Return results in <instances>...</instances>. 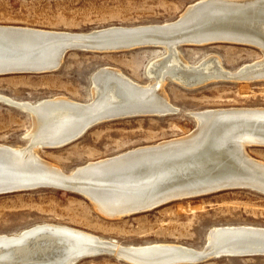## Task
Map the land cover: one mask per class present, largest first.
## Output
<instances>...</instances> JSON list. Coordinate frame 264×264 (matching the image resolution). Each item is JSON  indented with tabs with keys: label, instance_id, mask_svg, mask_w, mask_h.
I'll list each match as a JSON object with an SVG mask.
<instances>
[{
	"label": "bare ground",
	"instance_id": "1",
	"mask_svg": "<svg viewBox=\"0 0 264 264\" xmlns=\"http://www.w3.org/2000/svg\"><path fill=\"white\" fill-rule=\"evenodd\" d=\"M0 30L24 33L17 38L0 35V50L4 53L0 55V63H28L26 70L39 69L38 63L42 61L51 64L59 60L60 67L64 58L60 51L66 43L50 41L69 34L94 38L112 32L132 34L109 43L123 46L122 42H130V48L157 44L161 48H151V51L163 53L146 67L145 75L150 81L144 85L118 69L99 67L90 77L89 101L54 96L29 102L0 96V101L27 114L32 127L24 136L27 140L24 147L0 144V190L37 180L78 193L99 212L121 218L150 211L172 200L264 186V164L253 160L245 150L247 146L264 147V108L260 107L192 112L195 127L184 138L160 141L87 162L69 173L42 161L36 151L64 147L103 122L177 113L179 110L163 93L168 80L185 88L216 81H264V0H198L186 6L172 21L111 26L87 33L16 26H0ZM104 43L99 41L96 46L108 45ZM214 43L255 47L261 57L230 71L222 67L215 55L189 63L181 57L178 48ZM118 48L112 52H118ZM24 73L27 72L18 74ZM22 191L26 190L9 193ZM257 243L264 244V228L248 225L212 227L199 249L175 243L124 246L114 239H103L75 228L42 223L15 234H0V264H78L100 255L113 256L128 264H174L177 260L195 264L219 257L229 248L239 252L246 247L260 249Z\"/></svg>",
	"mask_w": 264,
	"mask_h": 264
},
{
	"label": "rangeland",
	"instance_id": "2",
	"mask_svg": "<svg viewBox=\"0 0 264 264\" xmlns=\"http://www.w3.org/2000/svg\"><path fill=\"white\" fill-rule=\"evenodd\" d=\"M198 0H0V26L49 31L89 32L111 26H138L172 21ZM189 63L208 55L221 60L226 70L258 61L260 50L248 45L214 43L180 46ZM151 48L131 51L66 53L60 67L43 74L0 76V96L36 102L54 96L90 100V77L99 67L118 69L144 85L146 67L162 56ZM163 93L179 111L161 116H137L103 122L81 138L60 148L37 149L42 161L69 173L87 162L115 156L133 148L184 138L195 127L191 113L229 107L264 108V81H216L185 88L166 81ZM0 101V144L24 147L32 131L30 117ZM246 153L264 164V147L247 146ZM178 200V199H177ZM168 201L150 211L112 218L95 209L84 196L62 189L42 188L0 195V234H15L36 224L51 223L114 239L120 244L175 243L201 249L212 227L248 225L264 228V194L226 189L193 198ZM78 264H128L100 255ZM195 264H264V256L215 257Z\"/></svg>",
	"mask_w": 264,
	"mask_h": 264
},
{
	"label": "water",
	"instance_id": "3",
	"mask_svg": "<svg viewBox=\"0 0 264 264\" xmlns=\"http://www.w3.org/2000/svg\"><path fill=\"white\" fill-rule=\"evenodd\" d=\"M21 34L24 33H20L17 30H0V35L5 36V37H10V38H17L16 36H19ZM93 35H86V36H75L73 34H69V35H63V36H58L55 39H52L50 42H54L53 40H57L60 43H66V45L64 47H62L60 53L61 56L63 55V57L66 55V53L71 52V51H84V52H98V53H103V52H112L114 51V49L116 47H119L117 51H130V50H135V49H139V48H161V45H155V44H144L141 46H135V47H131L130 48V42H122V44H124L123 46H114L113 43L116 42H112L109 43L110 40H113L115 38H121V37H130L133 36L132 34H127V35H120L118 34V32H112V33H107V34H103V36L98 35L97 38L91 37ZM22 37V36H21ZM106 37H110L108 39H103ZM35 38H39V37H35ZM105 41L108 42V45L106 46H102V47H97L96 44H99V41ZM104 43V44H105ZM103 45V44H101ZM96 46V47H95ZM147 46H155V47H147ZM123 48H128V49H123ZM0 55L4 56V53L2 50H0ZM56 56V54H54ZM58 56V55H57ZM59 61V60H58ZM58 61L48 64V62H40L38 63L39 65V69H31V70H26L27 67H29V65H26L28 63H25L24 65H17L15 63H0V76H4L6 75H13V74H18V73H22V72H27L24 74H43V73H47L50 71H53L54 69L58 68L59 65L57 66ZM20 67H22L23 69H18ZM43 179V178H41ZM48 181V180H47ZM68 181H64V183H66ZM23 185L21 186H14L12 188H8V189H2L0 190V194L2 193H9L12 191H17V190H32V189H42V188H52L54 186H52L51 184H47L44 182H38L37 180H27L26 182L22 183ZM57 189H61L60 187H54ZM249 188V187H248ZM254 190H256L257 192H260L261 194H264V186L263 185H259L258 187H255ZM256 245H261V248L258 249V247L256 248H245L243 250H241V252L237 251L236 248H229L226 251L221 252V254L219 255V257L221 256H226V257H254V256H264V245L263 243H257ZM216 255V254H215ZM180 260H177V262H175L174 264H182L183 262H179Z\"/></svg>",
	"mask_w": 264,
	"mask_h": 264
}]
</instances>
